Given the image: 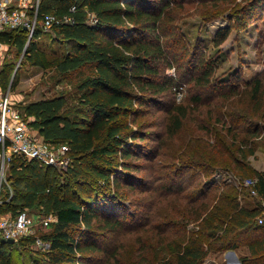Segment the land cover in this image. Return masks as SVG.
Wrapping results in <instances>:
<instances>
[{
	"label": "trees",
	"instance_id": "16d2710c",
	"mask_svg": "<svg viewBox=\"0 0 264 264\" xmlns=\"http://www.w3.org/2000/svg\"><path fill=\"white\" fill-rule=\"evenodd\" d=\"M175 2L177 0H39V20L44 14H52L59 19L64 15L70 18L53 22L48 29L57 41L68 44L66 51L58 53H47L35 43L34 39L45 32L42 26H36L30 38L24 27L0 30V43L15 45L28 62L50 66L60 74H76L70 90L29 101L21 112L46 142L68 145L71 163L66 170L77 188L82 187L79 179L99 180L104 184L112 182L116 188L111 193L102 187L76 196L70 191L68 179L60 192L53 166L24 160L17 155L11 157L6 180L12 192L9 196L10 190L4 182L0 188V213L15 215L25 208L55 216L48 222V231L36 230L38 237L50 242L48 264H75L77 261L95 264L94 260L84 259V256L77 257L78 252L103 251L107 262L114 259L120 244L112 248L100 245L95 238V228L115 231L125 223V210L113 214L123 196L118 194L117 188L124 186L134 191L139 184L120 179L115 173L117 165L127 168L132 164L119 162L116 157L134 154L126 139H144L145 136L141 130H134L131 123L154 97L172 91L173 76L163 74V67L175 66L180 79L184 78L199 90L212 86L216 81L217 59L205 54L207 50L199 53L201 39L189 45L184 35H174V26L167 24L168 13ZM256 7L263 9L264 0H251L249 11ZM247 15L248 18L251 12ZM230 27L228 23L216 29L211 37L214 46L225 40ZM7 74L5 68L0 71L3 83L7 82ZM245 85L240 97V110L231 112L227 108L215 117L231 138L240 140L235 146L233 168L256 179L252 188L256 191L257 201L251 206L241 204L237 198L238 189L232 184L220 196L218 184L210 177L214 167L207 163L206 167L192 170L193 164L186 165L185 151L178 153L176 176L175 172L153 175L150 187V190H155L158 181L163 179L164 193L169 192L170 196L182 200L178 206L181 209L179 216L164 220L166 227L158 230L163 235L167 227L174 228L173 239L176 242L166 251L165 247L154 249L152 257L143 258L145 262L141 261V264H201L211 251L241 246L248 250L240 257L244 264H264V171L245 161L255 149L252 137L258 135L261 130L259 118L264 117V70L261 74L257 72ZM213 96L217 99L214 100ZM227 97L225 90L220 88L211 96L196 93L192 99L196 105L205 103L210 109ZM190 107L189 103H169L167 115L162 117L166 120V137L179 130ZM157 139L158 146H162L165 134L164 138L159 135ZM157 150L158 147L151 157L161 155ZM206 177L207 180L204 179ZM248 188L251 193L250 186ZM142 191L137 189L136 192L141 194ZM215 198L217 200L213 203ZM260 216L261 222L258 221ZM187 222H192L189 235L184 230ZM80 225L84 230L78 232L77 226ZM158 226L161 227L160 223ZM180 229L182 233H179ZM36 235H21L17 241L15 239L16 242L0 237V264H15L13 249H24L26 244L32 246ZM159 252L163 254L158 257Z\"/></svg>",
	"mask_w": 264,
	"mask_h": 264
},
{
	"label": "rangeland",
	"instance_id": "374dc122",
	"mask_svg": "<svg viewBox=\"0 0 264 264\" xmlns=\"http://www.w3.org/2000/svg\"><path fill=\"white\" fill-rule=\"evenodd\" d=\"M250 6L251 0H177L172 5V9L168 13L167 24L174 26V35L177 33L184 35L189 45L196 44L197 39L200 38L202 42L199 53L207 50L205 54L217 59L214 71L216 81L212 83L214 87L196 89L189 82H185L184 78L180 79V74L175 66L163 67V74L173 76L172 91L167 92V95L154 97L147 106H144L136 121L131 123L134 130H141L145 136L144 139H126V142L131 144L134 154L125 158L119 155L116 157L117 160H120L119 162L125 161L132 164V167L127 168H122L123 166L120 164L117 165L115 173L119 174L120 179L125 178L133 184H139L134 191L128 190L124 186L117 188L118 194H123V196L120 197L121 203L115 207L113 214H120L125 210L127 213L125 223L115 231L95 228V238L100 245L110 248L115 244H120V246L113 256L114 259L109 262H107L108 259L103 251L87 254L78 252L76 253L77 257L84 256V259L94 260L95 264H119L120 262L123 264L126 262L141 264V261L145 262L143 258L152 257L154 249L165 247L166 251L173 246L176 242L173 239L175 237L173 235L174 228L167 227L163 235H160L161 232L158 233V230L166 227L163 224L164 220L168 221L170 218L179 216L181 209H178V206L182 200L170 196L171 193L169 192L164 193L166 188L161 186V182H164L163 179L158 181L155 190H150V187L153 184V175L156 177L162 175L163 172H175L174 177L176 176L178 170L176 156L182 151H185L186 154V165L193 164L192 170H197V167H206L207 163L214 167L212 171L210 169L208 171H210V177H213L219 186L217 192L220 196L224 194L223 192L229 187L228 185L232 184L238 189L237 198L241 204L251 206L257 201L255 193H250L248 191L249 186L242 183L244 179L251 178L249 174L244 175L233 168V156L236 154L235 146L240 140L238 137L235 140L231 138L215 117H219L227 108L231 112L239 111L242 105L240 97L246 86L245 82L257 72L261 74L264 70V8L256 7L249 11ZM250 12L251 15L247 18V14ZM228 23L231 24V27L227 37L219 46H214L211 42L212 35L218 27ZM48 29L45 28V32L34 39L37 46L47 53L66 51L68 44L57 41L51 30ZM26 34L30 38L29 30H26ZM4 68L8 71V78L6 83H3L0 78V87L2 90L9 91L10 99L20 111H22L23 105L29 101L70 90L71 82L77 77L73 72L64 75L57 73L50 66L42 67L32 64L24 59L23 52L15 45L2 43L0 44V71ZM181 73L183 74L182 70ZM220 88L225 90L228 97L223 102L211 106L210 109L205 103L196 105L192 99L196 93H201L204 97L211 96L216 94ZM213 99L216 100L217 96H213ZM172 102L189 103L191 107L179 130L172 133L170 137H166V132H164L166 120H163L162 117L167 115L166 108ZM258 124L261 130L258 135L252 137L255 149L247 155L245 161L248 165L264 171V117L259 118ZM242 133L241 131L240 134ZM164 134V143L159 147L157 138L159 135L164 138ZM248 145L246 144L245 147ZM156 147L161 151V155L157 158L151 157ZM5 163L6 161L4 167L1 168L2 163L0 161V188L6 181L10 187L8 193L10 196L12 189L6 180L10 162ZM68 166H53L60 192L63 186L67 184L68 179L70 180V184H68L70 191L76 196H82L81 194L85 191L102 187L108 189V193H111V190L116 191L112 182L104 184L99 180L93 182V179L91 181L79 179L78 182L82 187L77 188L76 183L72 182L70 173L66 170ZM192 170L187 172L192 173ZM204 179L207 180V177ZM137 189H143L142 193H137ZM188 191L191 192V189L188 188ZM141 196L144 197L141 198ZM216 200L217 198L213 200V203ZM24 210L33 213L37 218L34 230L36 236L39 234L37 229L40 232L49 230L48 224H43L41 221L42 217H48V215L38 213L37 210L31 211L25 208ZM0 214L13 215L11 212ZM52 218L55 219V216H51L50 219ZM159 223L161 227L158 226ZM186 224L184 230L186 235H189L192 222ZM77 228L80 229L78 232L84 230L82 225L77 226ZM180 232L182 233L181 229ZM76 236L81 237V235ZM211 238L212 236L209 237L210 241ZM17 239L18 237L16 241ZM170 239L172 241H168ZM14 246L18 245L15 244ZM49 247L37 243H33L32 246L26 244L24 249L22 247V249H13L12 260L15 264H48L47 251ZM205 247L208 245L206 244ZM162 254L159 252L158 257ZM219 254L221 253L211 251L201 264H210L212 258L219 261ZM75 264H82V262L77 261Z\"/></svg>",
	"mask_w": 264,
	"mask_h": 264
},
{
	"label": "built area",
	"instance_id": "2783aa9c",
	"mask_svg": "<svg viewBox=\"0 0 264 264\" xmlns=\"http://www.w3.org/2000/svg\"><path fill=\"white\" fill-rule=\"evenodd\" d=\"M38 4L39 0H0V30L24 27L29 30L31 36L36 26L49 28L53 22L70 20L67 15L59 19L52 14H44L39 20ZM0 145L1 168L4 167L5 161V164L11 161L13 155L55 167H65L71 162L68 145L59 143L51 146L46 142L38 129L33 127L29 119L15 106L8 90L0 93ZM255 181V178H247L242 183L250 186L251 193H255V189L252 188ZM51 216L53 217L52 214L42 217V223L48 224L52 221ZM36 219L33 213H28L24 209L15 215L0 214V235L3 238L16 239L21 235L34 234ZM258 221H262L261 216L258 217ZM45 241L47 240L37 236L34 243L49 247L50 243Z\"/></svg>",
	"mask_w": 264,
	"mask_h": 264
},
{
	"label": "crops",
	"instance_id": "0c3cea01",
	"mask_svg": "<svg viewBox=\"0 0 264 264\" xmlns=\"http://www.w3.org/2000/svg\"><path fill=\"white\" fill-rule=\"evenodd\" d=\"M2 44V43H0ZM4 44V43H3ZM4 92V90L0 87V93ZM11 98V97H10ZM12 100V99H11ZM16 106V105H15ZM219 254V261L217 259H213L210 264H244L243 260L240 258L248 253V250L245 246L236 247L234 249H227L224 251H218Z\"/></svg>",
	"mask_w": 264,
	"mask_h": 264
},
{
	"label": "water",
	"instance_id": "95a60500",
	"mask_svg": "<svg viewBox=\"0 0 264 264\" xmlns=\"http://www.w3.org/2000/svg\"><path fill=\"white\" fill-rule=\"evenodd\" d=\"M7 240H8V241H13V238H8Z\"/></svg>",
	"mask_w": 264,
	"mask_h": 264
}]
</instances>
